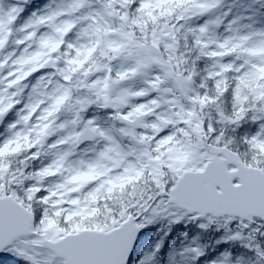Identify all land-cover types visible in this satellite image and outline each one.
Here are the masks:
<instances>
[{
	"label": "snow or ice",
	"instance_id": "snow-or-ice-1",
	"mask_svg": "<svg viewBox=\"0 0 264 264\" xmlns=\"http://www.w3.org/2000/svg\"><path fill=\"white\" fill-rule=\"evenodd\" d=\"M0 264H264V0H0Z\"/></svg>",
	"mask_w": 264,
	"mask_h": 264
}]
</instances>
